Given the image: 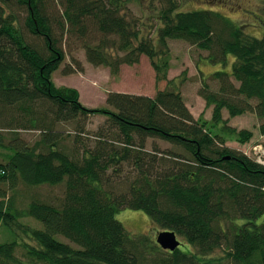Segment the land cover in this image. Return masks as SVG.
Masks as SVG:
<instances>
[{
  "label": "trees",
  "instance_id": "obj_1",
  "mask_svg": "<svg viewBox=\"0 0 264 264\" xmlns=\"http://www.w3.org/2000/svg\"><path fill=\"white\" fill-rule=\"evenodd\" d=\"M128 1L0 0V183L65 185L58 202L32 199L24 208L0 193V225L27 238L0 242V264H264V164L225 145L246 143L253 132L223 115L226 109L230 117L264 118V36L246 33L221 11L181 10L177 0H161L156 37L139 38L137 20L125 13ZM91 29L98 39L87 40ZM71 33L86 38L91 64L114 75L147 56L166 87L154 96L112 91L106 107L84 106L78 89L52 78ZM174 39L206 51L210 64L233 58L230 71L199 69L209 119L195 118L179 83L168 78ZM95 114L107 119L90 146L81 135ZM60 123L74 124L72 146ZM30 130L39 131L33 144L20 135ZM145 137L182 152L169 150L168 163L147 164ZM122 208L143 210L190 248L170 251L148 234H130L116 218ZM26 217L43 228L19 221Z\"/></svg>",
  "mask_w": 264,
  "mask_h": 264
},
{
  "label": "rangeland",
  "instance_id": "obj_2",
  "mask_svg": "<svg viewBox=\"0 0 264 264\" xmlns=\"http://www.w3.org/2000/svg\"><path fill=\"white\" fill-rule=\"evenodd\" d=\"M180 2L181 10L211 9L221 11L231 17L238 24L243 26L246 33L255 36H264V0H177ZM163 6L161 0H130L128 9L125 11L128 17L136 19L139 27V38L156 37L157 28L161 25L159 11ZM89 28H92L90 25ZM91 29L87 40L99 38V33ZM86 38H80L76 34H65L62 46L65 50V59L60 67L52 74L53 81L58 86H69L78 89L80 102L89 108L106 107V98L109 92H125L154 96L155 93L164 89L166 81L156 82L155 71L147 56L142 55L138 63L133 65L122 64L119 72L114 75L110 68L105 65L91 64L86 58L84 48ZM95 41V40H93ZM170 46V69L168 78L175 79L179 83V89L183 95L186 105L195 118L203 115L206 119L211 118L212 107H207L205 100L199 95L201 86L200 71L205 75L216 70L230 71L233 58H229L226 66L222 64H210L205 61L206 51L198 49L190 43L174 39L169 41ZM122 54V53H120ZM185 71V73H183ZM215 87V82L211 84ZM223 115L228 119V123L237 129H248L253 132V137L246 143H239L229 139L225 145L246 154L250 159L264 164V134L260 132V125L264 123V118L260 119L254 112H246L242 115L230 117L226 109ZM106 117L95 114L86 120V131L81 135L83 142L90 146L95 144V132L105 125ZM56 127L62 132V139L65 144L72 146L74 135L73 123H60ZM21 137L29 144H33L39 138V131H22ZM144 153L146 163L153 164L168 163L170 157L166 155L169 150L182 152L181 148L156 137H145ZM166 160V161H163ZM1 161V156H0ZM149 162V163H148ZM65 185L43 184L39 186H28L18 180L12 187L9 183H0V193L6 195L5 198L11 200L14 197V204L18 208H24L32 199L47 202H58L64 195ZM116 218L123 224L124 228L134 235L148 234L156 241L160 229L151 220L149 215L140 209L122 208L116 214ZM22 224L43 228L40 221L31 217L21 218ZM16 228V227H15ZM58 239L67 242L61 235ZM13 239H27L21 229L11 230L4 225H0V242L12 241ZM179 247L187 250L190 246L182 237ZM223 250H217V254H222ZM18 256H22L23 248L20 245L16 251Z\"/></svg>",
  "mask_w": 264,
  "mask_h": 264
},
{
  "label": "water",
  "instance_id": "obj_3",
  "mask_svg": "<svg viewBox=\"0 0 264 264\" xmlns=\"http://www.w3.org/2000/svg\"><path fill=\"white\" fill-rule=\"evenodd\" d=\"M228 158V157H227ZM156 242L166 250L173 251L181 244L176 233L171 230L159 231L156 237Z\"/></svg>",
  "mask_w": 264,
  "mask_h": 264
}]
</instances>
